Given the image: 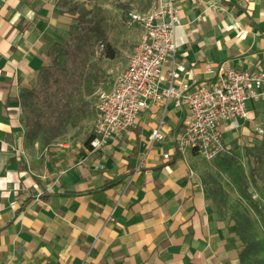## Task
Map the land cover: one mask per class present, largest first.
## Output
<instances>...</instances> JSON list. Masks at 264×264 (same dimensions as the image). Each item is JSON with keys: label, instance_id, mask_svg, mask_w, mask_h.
I'll list each match as a JSON object with an SVG mask.
<instances>
[{"label": "crops", "instance_id": "1", "mask_svg": "<svg viewBox=\"0 0 264 264\" xmlns=\"http://www.w3.org/2000/svg\"><path fill=\"white\" fill-rule=\"evenodd\" d=\"M58 1L0 0V264H247L237 224L213 206L202 157L173 150L185 107L155 105L100 148L64 145L46 157L27 142L21 93L61 34ZM177 2V51L165 80L173 60L264 69V0ZM263 106L254 104L240 128L225 127V140L261 127ZM163 115L166 140L152 143Z\"/></svg>", "mask_w": 264, "mask_h": 264}, {"label": "rangeland", "instance_id": "2", "mask_svg": "<svg viewBox=\"0 0 264 264\" xmlns=\"http://www.w3.org/2000/svg\"><path fill=\"white\" fill-rule=\"evenodd\" d=\"M154 4L155 0L58 1L64 21L61 34L46 48L49 62L35 85L21 93L25 136L41 154L47 157L54 147L86 145L95 130L100 95L110 89L114 71L141 34L130 11L144 12ZM256 115L264 129V106ZM229 145V152L202 158V174L215 210L237 224L240 242L250 246L245 261L264 264V132L251 130Z\"/></svg>", "mask_w": 264, "mask_h": 264}, {"label": "built area", "instance_id": "3", "mask_svg": "<svg viewBox=\"0 0 264 264\" xmlns=\"http://www.w3.org/2000/svg\"><path fill=\"white\" fill-rule=\"evenodd\" d=\"M130 16L141 27V35L128 67L116 77L111 90L100 95L91 145L100 148L122 137L136 126L142 112L162 104L186 108L174 135V152L186 156L190 151L208 160L229 152L225 127L240 128L250 118L252 106L264 102V69L238 68L224 61L206 63L199 70L196 65L186 67L173 60L165 80L164 65L177 51L180 4L155 0L149 10H132ZM166 124L163 115L151 130L152 143L166 140ZM257 131L263 133L264 129L257 127ZM171 156L169 150L163 154L165 159Z\"/></svg>", "mask_w": 264, "mask_h": 264}, {"label": "trees", "instance_id": "4", "mask_svg": "<svg viewBox=\"0 0 264 264\" xmlns=\"http://www.w3.org/2000/svg\"><path fill=\"white\" fill-rule=\"evenodd\" d=\"M111 55V57H114L115 56V54L114 53H111L110 54ZM93 137H94V133L91 135V137L86 141V145H90L91 144V141H92V139H93ZM240 229V228H239ZM239 229H238V231H239ZM242 246H243V253H242V256H243V260L245 261V259H246V256L247 255H249V254H251V250H250V246L249 247H247L245 244H244V242L242 243ZM245 263H247L246 261H245ZM248 264V263H247ZM249 264H257L256 262H254V263H249Z\"/></svg>", "mask_w": 264, "mask_h": 264}]
</instances>
